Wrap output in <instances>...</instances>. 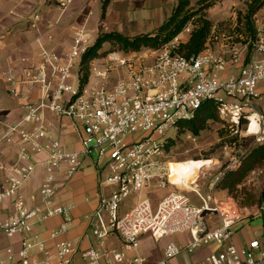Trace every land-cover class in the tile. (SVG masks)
I'll return each mask as SVG.
<instances>
[{
    "label": "built area",
    "instance_id": "built-area-1",
    "mask_svg": "<svg viewBox=\"0 0 264 264\" xmlns=\"http://www.w3.org/2000/svg\"><path fill=\"white\" fill-rule=\"evenodd\" d=\"M69 2L60 6L65 9ZM190 30L187 26L179 35ZM179 35L157 50L108 53L92 61L90 77L99 79L101 85L90 90L88 83L82 88L79 84V62L91 46L83 27L74 31L63 56L40 46L38 60L19 72L0 63V83L21 101L20 116L0 123V236L9 241L20 238L17 249L12 244L2 249L0 264H73L76 257L87 264H171L182 254L208 246L215 248L207 264H264L260 241L238 247L232 230L248 215H264V205L241 208L231 197H219L214 191L220 176L240 162L225 167L205 195L194 191L199 201L195 204L183 192L184 183L171 181L173 163L164 154L169 139H163L168 131H177L180 122L192 119L204 102L213 101L218 117L242 140H250L246 150L263 146V43L255 39L252 57L229 74L238 60L236 54L228 63L206 48L187 59L177 53ZM75 66L76 84L72 79ZM117 69L122 72L112 82L110 75ZM33 89L38 91L34 100ZM46 113L69 120L78 135L79 150L65 148ZM9 151L14 153L11 163L5 159ZM92 154L105 173L96 193L97 206L85 218L83 237L104 246L107 238L116 236L130 257L116 248L100 254L92 246L81 250L71 241L56 240L68 230L73 208L56 202L57 177L61 171L67 178L73 176ZM39 167L43 176L38 188L25 194L22 188ZM143 188L165 194L156 202L137 200L122 212L123 202ZM56 216L64 220L58 230L50 232L49 239L55 241L48 248V240L36 228ZM182 234L187 241L168 242L162 257L154 262L140 251L143 236L161 241Z\"/></svg>",
    "mask_w": 264,
    "mask_h": 264
},
{
    "label": "crops",
    "instance_id": "crops-1",
    "mask_svg": "<svg viewBox=\"0 0 264 264\" xmlns=\"http://www.w3.org/2000/svg\"><path fill=\"white\" fill-rule=\"evenodd\" d=\"M63 1L66 0H0V63L3 68L12 66L18 71L22 66L35 63L38 60L40 46L60 56L65 55L71 45L74 31L78 27L84 28L92 42L99 33L101 24L102 33L117 32L127 37H134L156 31L165 21L164 18H161L160 8L166 0H155L159 6L154 10L143 9L146 0H109L103 15L102 5L105 0H70L65 9L60 6ZM167 2L173 4L174 0H167ZM117 3H126V7L116 11ZM113 13H116V16L112 24L111 15ZM35 15L38 16L37 20L34 19ZM208 16L210 17L209 11ZM214 28L215 24H213L211 34L215 33ZM215 34L225 41H231V38L235 36V33H231V31L221 32L219 29H216ZM187 37L188 35L184 36L181 41L186 40ZM114 81H116V76L112 79V82ZM30 96L33 100L36 99L38 91L33 89ZM20 105L21 101L10 96L6 86L0 83V123L17 119L21 114ZM46 119L53 124L54 135L60 139L65 148L69 150L80 149L78 135L73 131L68 119L58 118L49 113H46ZM5 159L10 163L13 162V151L7 152ZM104 173L105 171L97 164L93 154L83 159L81 170L73 176L67 178L64 176L63 171L59 173L57 177L59 190L55 200L60 205H72L73 208L70 213L71 221L68 230L58 236L56 240L71 241L74 246L81 250L92 246L100 251V246L95 245L92 238L86 239L83 235L86 228L85 218L97 206L96 193L99 190V181ZM42 176V169L39 167L31 180L24 185L22 191L28 194L36 190ZM2 179L3 177L0 176L1 182ZM129 209H122L121 211L125 212ZM258 217L264 218V215ZM63 220L61 216L52 217L36 228L39 236L48 240V248H51L55 241L49 239L50 232L58 230ZM240 232L244 240L242 242L234 234L233 242L236 246H245L252 240H258L264 249V237L261 241L253 235L249 228H245L243 225L240 227ZM262 233L264 235V232ZM19 239V237H15L9 241L0 236V255L3 254L2 249L9 244L17 249ZM147 240L151 239L146 236L141 237L140 251L148 257L146 254L148 249L143 244ZM107 243L112 246L116 243L118 247H121V242L116 236L107 238L104 246ZM112 248L116 247L106 249ZM200 257L207 264L206 258L208 255H201ZM171 264H176L174 259Z\"/></svg>",
    "mask_w": 264,
    "mask_h": 264
},
{
    "label": "rangeland",
    "instance_id": "rangeland-1",
    "mask_svg": "<svg viewBox=\"0 0 264 264\" xmlns=\"http://www.w3.org/2000/svg\"><path fill=\"white\" fill-rule=\"evenodd\" d=\"M201 0H190L192 8L197 9V2ZM203 5L206 7L204 13L207 18L215 24L214 31L219 29L221 32L231 31L235 33L231 41L223 40L222 38L216 36L215 33L211 34L209 41H207L206 48L210 51L222 56L224 60L228 63L233 62L234 56L236 54L237 62L234 63V67L230 68V73H235L240 65L246 63L252 57V48L255 39H259L264 46V0H203ZM128 4V3H127ZM176 1L173 4H168L167 0L164 5L161 6V18L167 20L171 15L172 8L175 7ZM255 4L256 11L251 18L252 25L255 29L254 38L249 36L247 33L242 34L240 28L245 32V14L247 12L248 6ZM146 6V7H145ZM157 6L155 0H146L144 8L145 10H154ZM173 6V7H172ZM117 10H121L126 7V3L116 4ZM208 11L210 12V17L208 16ZM116 13L111 15V22L114 23ZM240 20L241 23L238 21ZM192 29L191 25H188ZM102 24L99 26V34H102ZM213 29V28H212ZM157 30V29H156ZM149 32V33H154ZM188 34L184 33V36ZM180 36V41L183 40L184 36ZM216 37V38H215ZM97 36L95 37V39ZM95 39L91 42L94 43ZM258 40V41H259ZM110 46L108 44L103 45L100 53H103L104 58L109 52ZM148 50H142L139 53H143ZM264 54V53H263ZM100 63V61H99ZM97 63V64H99ZM91 68V66H90ZM76 72L77 67L75 66L74 72L72 74L73 83L76 84ZM121 69L111 73V78L118 79L120 77ZM101 85V81L97 78L90 77L87 89L98 88ZM177 133V134H176ZM163 139L168 140V149H164V154L166 161L170 163L185 162L188 160H194L200 162V167L195 171L192 178L187 181L186 187L182 188L183 192L192 197V201L195 204H199L198 198L194 191H198L200 194L205 195L209 188L212 180L215 177H219L223 172V169L227 167L230 163L240 162V165L230 171L237 170L243 160L255 149L261 146H253L249 150H246L248 145H250V140H242L239 133L234 129L228 127L219 117L217 121H209L205 130H202L199 135L192 136L189 133H178L175 130H170L163 136ZM228 171V172H230ZM225 174V173H224ZM223 176H220V179ZM219 179V180H220ZM215 191V190H214ZM264 191V160L255 165L251 171L248 172L246 177L234 187L230 193L227 194L226 191L218 190L215 193L219 197H231L239 207L247 209H256L260 204V196ZM165 194L164 190H151L143 188L139 193L131 194L122 204V209H129L133 207L137 200H142L145 198H150L153 202L160 199ZM244 220L242 223H240ZM239 221L233 227V236L237 235L243 242V237L240 232L241 225L245 228H249L253 235L258 237L261 241L264 235V218L258 217V215L246 216ZM173 241L174 243H184L187 241L186 235H175L173 237L165 238L161 241H151L147 240L145 244L148 251L146 254L150 261L158 260L162 255V246H165L168 242ZM115 245L100 246V254L104 252V249L109 247H116L120 252L124 253L126 257H130L131 252L125 247H118ZM119 244V243H118ZM215 247L208 246L197 249L192 254H182L174 261L176 264H205V260L201 258V255H209ZM103 250V251H102ZM198 255V256H197ZM147 257V256H146ZM73 264H87L85 261L76 257Z\"/></svg>",
    "mask_w": 264,
    "mask_h": 264
},
{
    "label": "trees",
    "instance_id": "trees-1",
    "mask_svg": "<svg viewBox=\"0 0 264 264\" xmlns=\"http://www.w3.org/2000/svg\"><path fill=\"white\" fill-rule=\"evenodd\" d=\"M176 4L171 15L165 20L154 33L140 34L134 37H127L117 32L102 33L97 35L94 43L81 56L79 62V84L84 87L90 78V64L92 61L103 56L100 53L103 45L110 46L109 53L131 54L139 53L142 50L153 51L161 48L163 45L171 42L177 37L185 27L192 26L188 37L180 41L177 53L184 58L194 57L206 49V44L213 28L212 22L204 13V1L197 2V9L192 8L190 0H175ZM109 0H105L102 5V15L105 12ZM256 11L255 4L248 6L244 16V29L240 28L242 34L247 33L254 38L255 29L252 25L251 18ZM239 23L240 20L238 21ZM218 115L213 101L204 102L195 116L178 124V133H189L197 136L202 130H205L209 121H217ZM177 134V133H176ZM168 149V143L165 146ZM264 160V145L253 150L242 162L241 166L235 170L226 172L215 185V191H226L227 194L234 190L253 167ZM260 205H264V191L260 196ZM259 205V206H260Z\"/></svg>",
    "mask_w": 264,
    "mask_h": 264
},
{
    "label": "bare ground",
    "instance_id": "bare-ground-1",
    "mask_svg": "<svg viewBox=\"0 0 264 264\" xmlns=\"http://www.w3.org/2000/svg\"><path fill=\"white\" fill-rule=\"evenodd\" d=\"M198 167H200V162L194 160L171 164V181L176 185H181L182 183L186 185L187 181L192 178Z\"/></svg>",
    "mask_w": 264,
    "mask_h": 264
}]
</instances>
